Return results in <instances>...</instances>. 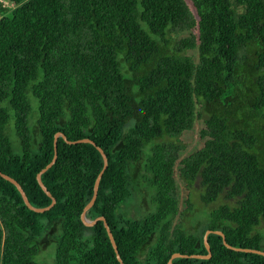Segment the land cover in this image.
Wrapping results in <instances>:
<instances>
[{
    "label": "trees",
    "instance_id": "trees-1",
    "mask_svg": "<svg viewBox=\"0 0 264 264\" xmlns=\"http://www.w3.org/2000/svg\"><path fill=\"white\" fill-rule=\"evenodd\" d=\"M7 2L0 172L33 207L51 203L36 175L60 132L90 139L107 157L86 218H105L123 264L207 255L208 230L230 246L264 251V0ZM196 121L203 145L180 158L181 137ZM176 167L187 188L199 185L205 207L224 201L197 211L187 199L180 212ZM102 168L95 146L59 137L41 175L55 204L43 213L0 176V264H39L50 245L53 264H120L103 223L80 220ZM139 178L152 208L127 217L117 211ZM207 242L209 260L172 264H264L214 233Z\"/></svg>",
    "mask_w": 264,
    "mask_h": 264
},
{
    "label": "rangeland",
    "instance_id": "rangeland-1",
    "mask_svg": "<svg viewBox=\"0 0 264 264\" xmlns=\"http://www.w3.org/2000/svg\"><path fill=\"white\" fill-rule=\"evenodd\" d=\"M186 2L190 7L189 0H186ZM185 35H181L180 37H184ZM30 124L32 125V122H30ZM200 127V123L196 121L193 130L186 132L182 135L181 139L185 146V150L180 154V158H183L202 147L203 141L199 138L198 135ZM10 136L12 139L14 138L12 134ZM174 176L176 178L180 212L184 210L186 206L185 201L187 199L190 200L192 204H194L197 211L204 210L205 208H213L224 201V199H220V201H218L217 203L212 204L209 207H205V205L201 203L199 198V185L195 183L194 187L191 188L192 190L187 188L183 181L179 178L178 167L175 168ZM190 192L192 193L191 196L189 195ZM150 194L151 193L147 192L145 181L139 178L138 184L136 186V189L132 192L131 198L126 204L122 205V207L117 212H120L126 215L127 217L134 218L137 217L138 214H142L149 211L152 208ZM202 219L203 218H201V220ZM179 220L180 216L178 215L176 221ZM258 230H260L261 234L264 236V226H260ZM53 251L54 246L50 245L47 250H44L37 255L36 261L39 264H53Z\"/></svg>",
    "mask_w": 264,
    "mask_h": 264
},
{
    "label": "water",
    "instance_id": "water-1",
    "mask_svg": "<svg viewBox=\"0 0 264 264\" xmlns=\"http://www.w3.org/2000/svg\"><path fill=\"white\" fill-rule=\"evenodd\" d=\"M61 137L66 143L68 144H78V143H88V144H91L93 146L96 147L97 151L100 153L101 157H102V160H103V168L101 170V172L98 174L96 180H95V183H94V188H93V195H92V198L91 200L89 201V203L84 207L83 209V212L81 213V216H80V220L81 222L86 226V227H92L94 226L97 222L101 221L103 223V227L105 228L106 232H107V235H108V238L110 240V243L112 245V248L115 252V255H116V259L117 261L120 263V264H123L119 254H118V250H117V247H116V244H115V241H114V238L112 236V233L109 229V226L105 220V218L103 217H97L93 220H89L86 218V213L87 211L92 207V205L94 204V201L97 197V191H98V186H99V182H100V178L102 176V173L103 171L106 169L107 167V157L106 155L104 154L103 150L99 147H97L95 145V143L93 141H91L90 139L88 138H85V139H80V140H76V141H68L66 139V137L58 132L54 135V139H53V145H54V156H53V159L50 163H48L37 175H36V180H37V183L38 185L41 187V189L46 193V195L51 198V203L48 207H45V208H36V207H33L30 202L28 201V198L26 196V194L24 193V191L22 190V188L19 186V184L14 180L12 179L11 177L3 174L0 172V176L5 179L6 181L12 183L16 188L17 190L19 191L20 195H21V198L25 204V206L35 212V213H43L45 211H48L54 204H55V199L52 198L51 194L47 191L46 187L44 186V184L42 183V180H41V175L47 171L55 162L56 160V150H57V139ZM210 233H214L216 235H219L221 238H222V242L224 244L225 247H227L228 249L230 250H233V251H236V252H244V253H254V254H257V255H260V256H263L264 257V251L262 250H256V249H248V248H240V247H233V246H230L226 240H225V237L224 235L222 234V232L220 231H206L205 234H204V237H203V241H204V246L206 248V251H207V255H181L179 253H175L173 254L169 261H168V264H172V260L173 259H176V258H193V259H204V260H209L210 257H211V254H210V248H209V245H208V242H207V236L210 234Z\"/></svg>",
    "mask_w": 264,
    "mask_h": 264
},
{
    "label": "built area",
    "instance_id": "built-area-1",
    "mask_svg": "<svg viewBox=\"0 0 264 264\" xmlns=\"http://www.w3.org/2000/svg\"><path fill=\"white\" fill-rule=\"evenodd\" d=\"M0 3L2 4L3 7L9 8V6H7L8 4L7 0H0Z\"/></svg>",
    "mask_w": 264,
    "mask_h": 264
}]
</instances>
